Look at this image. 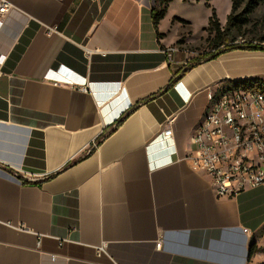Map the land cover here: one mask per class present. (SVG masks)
<instances>
[{
    "label": "crops",
    "instance_id": "1",
    "mask_svg": "<svg viewBox=\"0 0 264 264\" xmlns=\"http://www.w3.org/2000/svg\"><path fill=\"white\" fill-rule=\"evenodd\" d=\"M8 1L0 264H264V184L218 197L185 157L207 87L264 77V51L193 65L141 103L189 60L163 20L157 36L156 0Z\"/></svg>",
    "mask_w": 264,
    "mask_h": 264
},
{
    "label": "built area",
    "instance_id": "2",
    "mask_svg": "<svg viewBox=\"0 0 264 264\" xmlns=\"http://www.w3.org/2000/svg\"><path fill=\"white\" fill-rule=\"evenodd\" d=\"M10 8L8 0H0V16ZM220 85L207 87L208 105L185 157L210 177L216 196L228 197L264 184V91L243 82L218 92Z\"/></svg>",
    "mask_w": 264,
    "mask_h": 264
},
{
    "label": "trees",
    "instance_id": "3",
    "mask_svg": "<svg viewBox=\"0 0 264 264\" xmlns=\"http://www.w3.org/2000/svg\"><path fill=\"white\" fill-rule=\"evenodd\" d=\"M171 1L172 0H156V4L152 8V23L158 37L161 36V33L158 30V26L160 24V21L166 15L168 6ZM205 3L209 7L212 6L209 0H206ZM261 5H264V0H231V10L227 16L225 24H223V22L218 17L215 8H213V12L209 17L208 24L205 27V29L209 32V35H211L208 52L196 57L192 62H190V64L181 68V70L176 72V74H174L173 77L170 78L165 87L154 93L152 96L146 98L141 103L149 100V98L151 97H155L163 92L168 91L178 81L181 75H183L193 65L199 64L205 60L214 59L225 52L235 49L264 51V35L257 36L258 41H254L252 39L237 41L235 34L236 32L241 33L243 28L253 20L252 15L254 14L255 10ZM177 19L185 21L181 18ZM243 82L264 91V77H252L246 79L245 81L231 80L222 82L220 87L218 88V92L227 90L229 88L228 84L237 86L242 84ZM136 106L128 109L120 117V119L116 121V124H120L136 108ZM255 252L256 244L252 243L249 250V256H253Z\"/></svg>",
    "mask_w": 264,
    "mask_h": 264
},
{
    "label": "rangeland",
    "instance_id": "4",
    "mask_svg": "<svg viewBox=\"0 0 264 264\" xmlns=\"http://www.w3.org/2000/svg\"><path fill=\"white\" fill-rule=\"evenodd\" d=\"M206 0H172L170 2L168 12L164 19H162V27L165 32H180L179 37L176 39L171 48L175 50L177 54H185L189 56V60L185 65L190 64L196 57L208 52L209 41L211 35L205 29L208 24L210 15L213 12V8L225 24L228 14L231 10V0H209L211 7L207 6ZM181 17L186 19L181 21L177 19ZM172 18L174 26H172ZM253 20L246 25L241 33L236 32V40H254L258 41L257 36L264 35V5L259 6L252 15ZM189 20V21H187ZM175 24H179L175 27ZM252 77L237 78L232 81L245 80ZM225 82V81H223Z\"/></svg>",
    "mask_w": 264,
    "mask_h": 264
}]
</instances>
